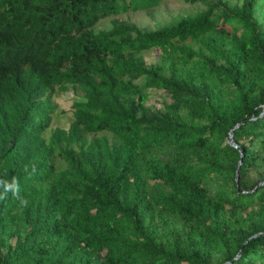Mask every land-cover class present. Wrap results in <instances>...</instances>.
<instances>
[{
  "label": "trees",
  "instance_id": "trees-1",
  "mask_svg": "<svg viewBox=\"0 0 264 264\" xmlns=\"http://www.w3.org/2000/svg\"><path fill=\"white\" fill-rule=\"evenodd\" d=\"M162 1L0 0V181L27 200L0 199V264H264L257 0H188L208 6L145 31L118 16Z\"/></svg>",
  "mask_w": 264,
  "mask_h": 264
},
{
  "label": "rangeland",
  "instance_id": "rangeland-1",
  "mask_svg": "<svg viewBox=\"0 0 264 264\" xmlns=\"http://www.w3.org/2000/svg\"><path fill=\"white\" fill-rule=\"evenodd\" d=\"M228 1L231 4H235L241 2L242 0H228ZM207 6L208 4L204 1L190 2L188 0H163L159 5L153 8L129 11L126 13H122L118 16L123 20L135 23L138 28H140L142 31H145L176 22L181 17L188 14L199 12L205 9ZM255 14L264 27V0H257V4L255 7ZM110 24H111L110 19L101 23V25L103 26H108ZM199 46H200L199 44H196V47ZM142 54L148 65L163 62L162 50L160 49V47H153L150 49H146L142 52ZM166 73L168 72L166 71ZM82 96H83V90L79 87L77 88L74 86H70L68 89L64 91H60L56 89L53 92L52 98L55 105V112H54L52 128H55L56 126L67 128L69 126L73 118V102L74 100L81 98ZM170 101H171V95L165 89L153 88L151 89L150 97L146 102L148 112L154 113V112L164 111L166 109L167 103ZM229 140L232 143L234 142V140H232V136L229 137ZM166 156L167 153L163 154V157ZM252 172L257 180H261L260 183H264L263 165L253 168ZM246 212L247 210L242 211V214H245ZM171 220L177 223L178 226L180 227V223L176 219L171 218ZM183 226L184 223L181 222V227ZM185 228L188 229L189 226L186 225ZM185 236L187 237L184 231V237ZM184 243L187 245L186 238L184 240Z\"/></svg>",
  "mask_w": 264,
  "mask_h": 264
},
{
  "label": "clouds",
  "instance_id": "clouds-1",
  "mask_svg": "<svg viewBox=\"0 0 264 264\" xmlns=\"http://www.w3.org/2000/svg\"><path fill=\"white\" fill-rule=\"evenodd\" d=\"M0 187L3 188V192L0 193V199H4L11 192L19 200L21 206L27 204V200L19 194V182L17 179L13 178L11 182L0 181Z\"/></svg>",
  "mask_w": 264,
  "mask_h": 264
},
{
  "label": "water",
  "instance_id": "water-1",
  "mask_svg": "<svg viewBox=\"0 0 264 264\" xmlns=\"http://www.w3.org/2000/svg\"><path fill=\"white\" fill-rule=\"evenodd\" d=\"M241 161H242V158H241V160H240V163H241ZM239 170H240V165H239V167H238V169H237V173L239 172Z\"/></svg>",
  "mask_w": 264,
  "mask_h": 264
}]
</instances>
